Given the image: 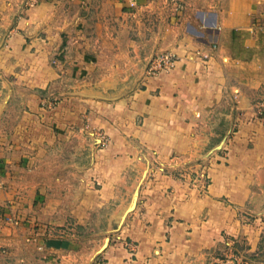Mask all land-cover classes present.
I'll return each instance as SVG.
<instances>
[{"label": "crops", "instance_id": "crops-1", "mask_svg": "<svg viewBox=\"0 0 264 264\" xmlns=\"http://www.w3.org/2000/svg\"><path fill=\"white\" fill-rule=\"evenodd\" d=\"M90 12L137 24L99 30L91 84H68L50 53ZM158 50L175 62L153 75ZM8 83L25 107L0 102V181L42 154L61 186L38 205L35 190L0 186L6 216L28 218L0 221L7 264H185L237 237L260 254L264 0H0V92Z\"/></svg>", "mask_w": 264, "mask_h": 264}, {"label": "rangeland", "instance_id": "rangeland-1", "mask_svg": "<svg viewBox=\"0 0 264 264\" xmlns=\"http://www.w3.org/2000/svg\"><path fill=\"white\" fill-rule=\"evenodd\" d=\"M37 1L39 0H25V5L30 6L36 3ZM147 10L151 11V9H147ZM88 15H91L93 19L92 17H90L91 19L82 21L83 22L82 25H80L81 24L80 23L79 26H76L78 30H81L79 33L69 32L71 36L63 34L62 44L60 45L59 48L56 49V51H53L52 53H50L51 56L49 55L50 64L59 67L60 74L68 77V79L66 80L68 84L72 83L71 81H74V82L81 81L80 84L85 85V86L88 84L89 85L91 84L92 82L91 71L93 70L92 65H94V63L97 62L96 52L92 50V44L97 42L96 34L99 30L101 32L102 29H104L103 31H105V29L112 27L111 28L112 31L116 30L117 32L119 28L121 27L122 29L125 28V26H127L128 28L130 27L132 28L131 24H134V25L137 24L136 20L134 19L125 18L123 16L119 17L118 15H116L114 21L112 20L109 21L108 22L109 24H105L106 23L105 22L103 26H100L98 23L97 17H94L91 12ZM146 20H147L145 21L146 24L151 25L152 20L150 19H146ZM143 22L144 21H142V23ZM115 26H117L116 29H115ZM115 38L119 39L117 40V43L119 44L121 36H117ZM123 38L124 37L122 36V40ZM166 51H170V50H162V51L158 50L157 52H155L153 55H151L147 59L146 69L148 73L154 75L160 71H163L162 68H159L158 57H159L160 52H166ZM174 57H175V54H174ZM105 58H107V55H105ZM82 80L86 82H83ZM76 84L78 85V83ZM76 86H67L69 87L67 89H70V88L72 89ZM25 92L26 93L38 92L40 94V91H38L37 88H31V89L25 90ZM6 95H9V98L6 103L5 102L3 103L4 107H6V105H8L11 101L19 102L20 104L19 108L25 107V104L20 102L21 99L25 100L24 96H22V94L17 95L16 87L13 84L11 83L5 84L2 92H0V102L6 97ZM57 100L58 99L54 98L52 99V102H55ZM3 104L1 103L0 106ZM1 108L3 107L1 106ZM7 130L9 132V127H7ZM98 137L102 138V142L99 141L100 146H105L104 144H106L107 142L106 140L108 136L100 132V133H97L96 139H98ZM104 140L106 141L105 143H103ZM44 157L45 156L41 154L40 157H38V161L35 163L29 164L30 166L26 164L22 165V167L20 168L10 166V167H5L3 170H1V173H4L5 175L4 180L0 181V186L2 185V190L6 191L5 188L10 189L9 187L12 186L11 188H13L14 190L18 189V190H21L22 193H25L26 198H27V195H30L35 190V192H37L35 203L38 205L40 201L43 202L44 198L41 196L44 194L43 190L45 188L48 189L49 191V190H55L56 188L61 186L59 181L55 179V175H54L55 173H53L52 171V169H57V172L59 174V170H60L59 164L50 165L49 163H46L47 160L44 161ZM162 169L166 170L164 167H162ZM13 176L16 177L15 180H13ZM200 180H203V179H200ZM193 182L196 183L197 185L199 183V181H195V180H193ZM4 207H5L4 204L0 202V221L4 219L5 224L11 225V223L9 222L16 223V220H18L19 222L21 221L25 222L26 220H28V218L23 220V218H18V217L17 218L7 217L6 213H4L5 212ZM103 215L104 213L101 212L99 215V218H100L99 223H102L103 221L102 219L104 217ZM249 217L251 218V215ZM249 217L245 216L244 218L245 220H250L248 219ZM79 230L87 231V232L93 231L86 227H79ZM101 230L102 229H97L96 231L94 230V233L100 232ZM52 231L53 233L60 232L55 229H52ZM0 235H1V230H0ZM262 246H263V249L262 251L261 250L259 251L260 254L255 255L254 252L250 250L249 245L246 243L245 238L237 237L222 248H220V245H217L210 250H206L203 254L199 256H193V257L190 256L187 259H185L184 263L185 264H215V263L222 264V262L225 261L227 262L226 264L230 262L232 264H260V263L263 264L264 263V244ZM98 260L97 262H99ZM10 262L11 261L9 257L0 258V264H7ZM20 263L27 264L28 261L26 259L24 260L22 259Z\"/></svg>", "mask_w": 264, "mask_h": 264}, {"label": "built area", "instance_id": "built-area-1", "mask_svg": "<svg viewBox=\"0 0 264 264\" xmlns=\"http://www.w3.org/2000/svg\"><path fill=\"white\" fill-rule=\"evenodd\" d=\"M158 61H159V68H162L163 70H167L169 68H171L175 62V57L174 54L170 51H166V52H160L159 53V57H158ZM261 106L264 104V101H261ZM106 141L104 140L103 143H105ZM162 169V168H160ZM164 170V169H162ZM191 170V169H190ZM190 170H185L183 172V175H186L187 173H189ZM198 175V172H197ZM206 175L204 173H199V175L197 176V180L199 179H205Z\"/></svg>", "mask_w": 264, "mask_h": 264}]
</instances>
